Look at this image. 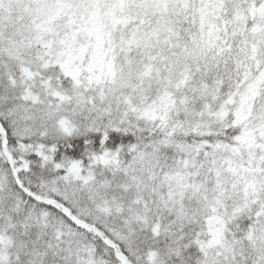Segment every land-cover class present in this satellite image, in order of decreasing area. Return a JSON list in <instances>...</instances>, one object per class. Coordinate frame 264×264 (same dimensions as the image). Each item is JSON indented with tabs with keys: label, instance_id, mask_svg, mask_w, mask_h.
Instances as JSON below:
<instances>
[{
	"label": "snow or ice",
	"instance_id": "snow-or-ice-1",
	"mask_svg": "<svg viewBox=\"0 0 264 264\" xmlns=\"http://www.w3.org/2000/svg\"><path fill=\"white\" fill-rule=\"evenodd\" d=\"M0 264H264V0H0Z\"/></svg>",
	"mask_w": 264,
	"mask_h": 264
}]
</instances>
